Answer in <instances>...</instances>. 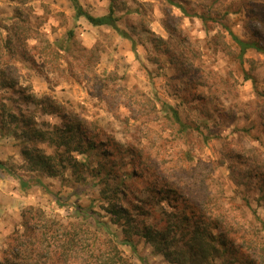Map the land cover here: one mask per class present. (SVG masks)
<instances>
[{
  "label": "clouds",
  "instance_id": "clouds-1",
  "mask_svg": "<svg viewBox=\"0 0 264 264\" xmlns=\"http://www.w3.org/2000/svg\"><path fill=\"white\" fill-rule=\"evenodd\" d=\"M0 264H264V0H0Z\"/></svg>",
  "mask_w": 264,
  "mask_h": 264
}]
</instances>
